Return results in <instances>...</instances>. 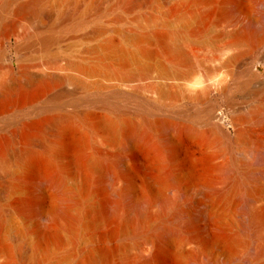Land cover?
<instances>
[{
  "label": "rangeland",
  "instance_id": "obj_1",
  "mask_svg": "<svg viewBox=\"0 0 264 264\" xmlns=\"http://www.w3.org/2000/svg\"><path fill=\"white\" fill-rule=\"evenodd\" d=\"M49 1L56 7L66 0ZM92 1L80 0L77 10ZM105 1L99 8L107 13L97 18L105 27L101 34H90L99 8L87 7L90 23L75 31L60 32V43L45 48L37 44L36 35L46 23L57 20L55 10L43 17L32 16L34 0H12L4 11L0 9V25L17 20L8 37L3 39L0 32V78L9 69L10 56L15 74L20 69L28 75L58 79L32 101L0 111V131L8 134L11 123L32 115L55 98L63 111L74 115L87 112L100 124L86 135L81 155L67 149L48 171L23 178V184L30 188L23 185L9 195L0 191V208L11 207L20 214L0 224V264H22L15 237L29 242L34 239L35 228L52 225L50 214L40 220L29 210L38 204L48 207L49 196L56 190L51 181L63 177L76 193L81 181L77 159L88 161L95 156L101 157L104 170L92 171L83 205L71 209L72 215H85V223L76 230L75 247L74 235L63 230V245L44 243L47 257L36 264H71L76 260L88 264L97 246L112 251L107 264H145L150 257L160 264H264V256L255 258L260 245L264 251L263 242L255 237L260 232L264 241V227L248 216L242 221L235 196L228 197L218 217L208 216L201 210L204 207L194 203L209 186L217 192L235 183L237 194L244 195L246 187L253 186L252 171L264 162V0H168L153 7L147 5L148 0H135L129 10L119 4L110 8L111 0ZM116 14H122L123 21L113 22ZM148 15L153 18L146 22ZM259 16L262 24L249 26ZM200 29L203 32L194 36ZM124 32L136 36L137 41L126 40ZM154 34L161 39L153 38ZM240 34L247 37L242 39ZM106 40L112 43L105 52L94 51ZM144 50L152 55L145 56ZM78 65H91L93 70L84 71ZM197 78L207 81L191 87L189 82ZM113 94L122 96L125 117L144 131L137 149L129 146L124 135L101 127L109 119L103 108L74 103L94 95L111 98ZM139 102L152 107L153 118L160 122L158 127H145ZM212 107L215 117L208 120L205 115ZM220 115L222 121L217 118ZM236 132L242 137L233 143ZM75 139L81 140L82 133L76 132ZM159 158L165 160L160 168L156 164ZM112 159L117 163L109 167ZM22 173L19 170L10 179H1L0 184L8 185L12 178L20 180ZM99 176L103 190L95 194L91 188ZM127 179L132 191L123 193ZM160 180L166 181L162 187ZM252 205L253 210L264 211V190ZM185 207L192 210V221L184 217ZM101 211L107 215L115 211L126 220L91 226ZM146 226L148 234L138 233ZM111 228L115 236L103 237ZM157 232L166 237L158 238ZM170 233L184 241L169 242ZM232 239L236 242L228 245Z\"/></svg>",
  "mask_w": 264,
  "mask_h": 264
},
{
  "label": "bare ground",
  "instance_id": "obj_2",
  "mask_svg": "<svg viewBox=\"0 0 264 264\" xmlns=\"http://www.w3.org/2000/svg\"><path fill=\"white\" fill-rule=\"evenodd\" d=\"M11 1L12 0H0V9L4 11ZM79 1L80 0H66L60 5H56L55 7L49 0H34V3L30 10L32 16L36 15L37 17H43L53 9L55 10L58 17L57 20H52L46 23L44 25V28H42L44 29L43 31L39 30L40 33L36 32L39 33L36 35V41L38 42L37 44H39V46L45 48L50 45L59 44V38L61 37L60 32H69L72 30L75 31L90 23L89 16H86V11L88 9L87 7L94 6L95 9H98L101 4H103L104 2L106 3L105 0H93L92 2H86L84 8L78 11L77 6L79 4ZM158 1L168 0H148L147 5L153 7ZM116 4L121 5L124 10H129V8L135 4V0H111L110 5H108L109 7H112ZM99 10L100 11L96 10L98 11V13L94 14L95 16L92 21L93 23L90 31V34L92 36L99 35L105 30V27L98 23L97 18L98 15H102L107 10L103 8H99ZM152 18V15H148L144 18V20L146 22H149ZM123 19L124 17L122 14H116L112 17V21L115 23L121 22L123 21ZM262 21V17L259 16L253 19L249 23V26L258 28L262 24ZM16 24L17 20L12 19L0 25V32L2 33L3 39L8 37V33L12 32L15 29ZM202 32L203 29H200L199 31L194 32V36H198ZM240 37L243 39L247 37V35L240 34ZM124 38L130 42H136L138 39L136 36L130 34L129 32H124ZM153 38L161 39V35L154 34ZM111 43L112 42L110 40L103 41L96 48H94V51L96 50L98 53L105 52L111 46ZM142 53L147 57H150L152 55L151 52L145 50ZM78 66L84 71L93 70V67L91 65ZM50 76H32L24 73V71L20 69L18 73L15 74V72L13 73V70L9 68L6 71L5 76L0 78V111L14 108L21 105L22 103L32 101L45 89L49 88L52 83L58 82V79L54 78L55 76ZM206 81L207 80L205 79L197 78L190 81L189 85L193 87ZM247 85L248 84H246V86ZM207 90H209V87L205 88V92ZM121 102L122 96L120 94H113L111 98L94 95L80 102L78 100L74 101L76 105L78 103L87 104L88 106L98 105L105 111H107L109 113V119L105 123L101 124V127L108 131H113L115 133L124 135L128 140L129 146L131 148L137 149L142 141L144 131L141 129L140 125L134 124L131 120L125 117V110L123 109ZM138 111L141 113L142 121L146 128L153 129L160 125L159 120L153 118L152 107L146 102L138 103ZM196 117L199 116L196 115ZM214 117L215 109L212 107L206 113L205 118L211 120ZM99 126L100 124L92 120L87 112H82V114L80 115H74V113L70 114L63 111L57 98L53 99V101H51V103H49L48 105H45L35 111V113H33L32 115H23L17 123H11V130L8 134L0 131V180L4 178L10 179L13 175H15V172L17 173V171L19 170L22 171V174L24 175L23 177H21V179L19 178L20 180H17L18 178L15 180L12 178L9 181L8 185H6L7 183H5V185L0 184V191H3L5 194L9 195L14 190L20 189L19 187H22L23 185L26 188H30L29 185L23 184V178L25 177L26 180L29 177L46 172V170L49 167H52V165H54V163L58 160V157L62 155V153H64L67 149H72L81 155L86 146V135L98 129ZM76 132L82 133V139L79 141H77L76 139V141L74 140ZM190 134L192 135L191 132ZM241 137L242 133L236 132V136L231 141L233 143H238ZM164 162L165 160L161 158L157 159V167L160 168ZM114 163L116 164L117 161L114 159L110 160L108 163L109 167L113 166ZM104 166L105 164L103 163L100 156H95L88 161H84L81 157H79L77 159V169L80 173L81 181L79 189L76 193L71 191L66 186L64 180L62 179L63 177H58V179H56L55 181H51L53 182L52 185L56 190H54V192L49 196L50 199L48 207L45 208L44 206H42V204H38L36 206L32 205L33 207L30 205V213H33L35 218H39L41 220L45 218V215L47 217L48 214H50L53 222L50 221V223L52 222V225H48L50 226H47L48 229L35 228L33 230L34 239L32 241L25 242L22 241L20 237H15V242L17 244V247H19L18 249L20 250L19 253L22 259V264H36L38 262L44 261L47 256L43 251V244H55L57 247L63 245L64 241L61 238V233L63 230H68L74 235L72 241L73 248L75 247V242L77 239L76 230L80 225L85 223V215L82 213L72 215L71 209L73 207H81L83 205V193L87 189V183L89 181L90 175L92 174V171L104 170ZM252 172L255 175L253 186H247L244 195L237 194L238 187L235 183H230L217 192H215L214 189L209 186L208 190L202 193V197L194 201L195 205L199 208L204 207V209L201 210L208 216L218 217L219 212L221 211V207L227 201L228 197L230 195H232L233 197L235 196V201L237 205H239L240 217L242 218V221L245 216H248L256 225L263 228L264 211L253 210L252 202L255 199L256 195L264 190V162H262L261 166L255 168ZM102 182L103 180L101 176H99L93 183V186L91 188L93 193L99 194L102 192ZM165 182V180H160L158 184L160 187H162L164 186ZM44 186L40 187L45 188ZM130 191H132V183L130 179H127V182L123 189V193H129ZM159 195H157L156 198H159ZM16 213L19 214V212H15L11 207L8 209L2 208L0 210V224L10 222L12 216ZM22 213H25V210H23ZM183 214L187 220H193V214L190 208L185 207ZM160 219L158 218L156 223ZM117 220H122L124 222L126 219L124 217H119L115 211H112L110 215H107L106 213L101 211L100 213L95 214V219L92 223H90V225H107L110 222L112 223ZM164 220L166 221V219ZM148 227L146 226L139 228L138 233L145 235L148 234ZM156 235L158 238H163L165 236L163 232H157ZM104 236L106 238H112L113 236H115V230L111 228L106 233V235H103V237ZM255 237L256 239L258 238V240H261L263 242L262 244H264L260 232H257V234H255ZM168 241L175 244H181L184 240L182 236L176 237L174 234L170 233L168 234ZM234 242H236V240L232 239V241L228 242V245H231ZM260 246L259 248L257 247L258 250L256 251L257 257L255 258L257 259H261L264 256V251ZM93 252L94 256L88 264H107L112 253V251H110V249L105 246H97ZM159 262L160 261H157L156 259L150 257L146 259L145 264H160ZM79 263L80 261L76 260L71 264Z\"/></svg>",
  "mask_w": 264,
  "mask_h": 264
},
{
  "label": "water",
  "instance_id": "obj_3",
  "mask_svg": "<svg viewBox=\"0 0 264 264\" xmlns=\"http://www.w3.org/2000/svg\"><path fill=\"white\" fill-rule=\"evenodd\" d=\"M12 49H13V47H12V45L9 43V44H8V51H9V53H11ZM8 60H9V62H8V68H10L11 70H14L15 67H14V64H13V62H12V57L9 56ZM217 118H218L219 121H222V119H223V115L217 116ZM221 127H222V129L225 131V133H227V134L229 133L228 130H225L223 124H221Z\"/></svg>",
  "mask_w": 264,
  "mask_h": 264
}]
</instances>
